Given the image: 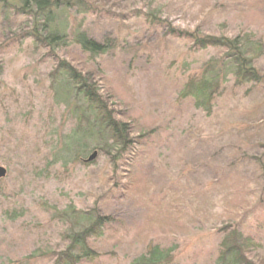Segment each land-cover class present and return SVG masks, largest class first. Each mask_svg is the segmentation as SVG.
Masks as SVG:
<instances>
[{
  "label": "rangeland",
  "instance_id": "374dc122",
  "mask_svg": "<svg viewBox=\"0 0 264 264\" xmlns=\"http://www.w3.org/2000/svg\"><path fill=\"white\" fill-rule=\"evenodd\" d=\"M88 1L95 14L72 13L67 33L108 51L90 60L68 38V53L56 54L115 97L141 145L118 162L93 151L80 164L65 152L75 130L68 85L52 82L50 56L24 37L22 20L0 13V264H53L75 229L71 209L110 218L88 240L95 258L81 264H132L152 245L171 249L176 264H214L228 224L259 242L262 258L264 82L236 85L227 74L210 114L181 101L185 80L222 56L170 30L250 33L264 75V0Z\"/></svg>",
  "mask_w": 264,
  "mask_h": 264
},
{
  "label": "trees",
  "instance_id": "16d2710c",
  "mask_svg": "<svg viewBox=\"0 0 264 264\" xmlns=\"http://www.w3.org/2000/svg\"><path fill=\"white\" fill-rule=\"evenodd\" d=\"M95 12L93 2L88 0H0V13L21 19V33L24 37L50 56L49 60L53 63L52 72L49 73L52 82L61 78L68 85L65 96L71 103L75 130L65 137L64 147L65 152L73 155L80 164L93 151L118 162L131 147L141 145L136 142L138 134L134 137L137 126L123 120L112 108L116 104L115 97L109 92L107 95L103 94L104 91L91 82L88 73L84 74L56 54L60 52L64 56L68 53L66 49L70 38L67 33L70 15H94ZM170 33L175 38L188 41L193 49L212 48L221 53V58L204 64L198 75H190L179 91V99H191L196 109L206 114L212 112L227 74L233 76L236 85L252 83L258 86L264 82V75L254 67L255 61L263 54V45L252 34L228 38L200 37L197 33L177 30H170ZM70 39L90 60L108 51L107 44L89 39L79 29L73 32ZM1 46L6 48L7 44L2 42ZM2 72L0 60V76ZM148 134L144 133L143 137H148ZM70 211L68 217L75 222V229L70 228L65 235L68 244L61 251L52 254L53 264H81L83 261H91L96 253L88 246V240L101 237L104 227L110 222V218L93 211ZM221 231L222 239L214 264H264V256L260 258L257 255L261 247L259 242L244 237L231 224L224 226ZM171 253V249L163 250L158 245H152L132 264H176Z\"/></svg>",
  "mask_w": 264,
  "mask_h": 264
},
{
  "label": "water",
  "instance_id": "95a60500",
  "mask_svg": "<svg viewBox=\"0 0 264 264\" xmlns=\"http://www.w3.org/2000/svg\"><path fill=\"white\" fill-rule=\"evenodd\" d=\"M97 157V152H93V154L84 162L91 163L94 161ZM6 176V170L0 167V179L4 178Z\"/></svg>",
  "mask_w": 264,
  "mask_h": 264
}]
</instances>
